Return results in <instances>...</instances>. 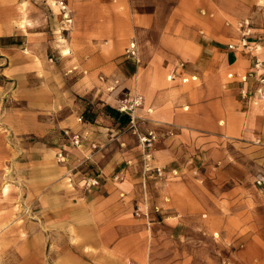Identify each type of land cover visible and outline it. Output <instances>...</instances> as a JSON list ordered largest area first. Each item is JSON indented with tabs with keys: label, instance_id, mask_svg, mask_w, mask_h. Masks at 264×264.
Instances as JSON below:
<instances>
[{
	"label": "rangeland",
	"instance_id": "rangeland-1",
	"mask_svg": "<svg viewBox=\"0 0 264 264\" xmlns=\"http://www.w3.org/2000/svg\"><path fill=\"white\" fill-rule=\"evenodd\" d=\"M81 4L78 0H0V35L4 34L0 36V264H264L256 259L264 257V187L256 183L264 163L243 157V195L236 198L235 210L226 207V217L241 213L251 226H258L257 232L247 230L242 222L236 226L238 232L254 233L258 242L251 244L254 254L244 253L243 245L223 241L224 230L209 227L210 212L222 216L212 188L211 194L196 196L203 208L198 204L199 211L195 208L181 214L180 223L172 227L169 196L163 204L157 191L159 180L165 182L168 177L167 169L154 161L166 134L161 135L158 126L143 116L145 97L144 106L136 112V127L131 121L121 123L110 113L109 108L117 110V103L108 101L115 91L107 86L106 69L112 39L85 34L77 19L83 12ZM92 7L101 15V23L115 14L110 3ZM116 8L128 20L124 52L135 41L141 58L135 64L141 67L196 53L203 43H238L236 35L243 20L250 21L251 32L259 37L255 50H264V0H126ZM145 17L150 23L141 20ZM17 66L24 73L27 67L26 73L37 68V77L29 76L22 95L11 74ZM245 74L241 72L239 78ZM45 91L61 104L59 113L50 118L65 120V124L44 137L19 135L12 127L15 114L35 111L26 107L27 92L49 96ZM128 93L121 92L118 99ZM260 93L254 95L253 104L264 108V90ZM95 121L109 129L99 145L108 170H97L91 159L80 165L83 154L64 134L75 129V124ZM151 131L157 140L146 147L142 138ZM83 143L84 147L90 145L88 140ZM60 149L65 161H60ZM133 168L135 194L129 202L123 194L111 202L120 206V215H127L129 222L97 228L96 207L103 204H95L96 196L113 195L111 179ZM97 175H102L100 190H85L84 179ZM228 187L232 186L226 183ZM104 239L108 240L106 246L99 245ZM137 253L138 261L120 256Z\"/></svg>",
	"mask_w": 264,
	"mask_h": 264
},
{
	"label": "crops",
	"instance_id": "crops-1",
	"mask_svg": "<svg viewBox=\"0 0 264 264\" xmlns=\"http://www.w3.org/2000/svg\"><path fill=\"white\" fill-rule=\"evenodd\" d=\"M78 1L82 3L80 8L83 12L79 13L77 19L85 28V34L112 39V48L106 52L109 59L106 69L109 73L107 86L114 87L115 91L108 95V101L117 103L121 92L143 95V116L158 126L161 135L166 134L161 137V143L154 153V161L156 166L167 169L168 177L165 182L159 180L157 191L163 204L164 197L169 196L173 213L169 217L171 226L177 227L178 224L174 223H180L178 217L181 214L187 215L195 208L199 211L198 204H202L198 203L196 196L211 194L212 188L213 195L219 199L218 208L222 216H215L210 212L209 227L215 226L218 230H224L223 241L237 246L243 245L244 253L254 254L251 244L258 243L253 238L254 233L238 232L236 226L241 222L247 230L259 229L258 226H251L241 213L226 217V207L235 210L238 207L236 198L243 195L240 188L242 172L245 169L243 157H250L256 163H264V108L253 104L254 95L259 96L264 90V50H255L259 37L251 33L250 46L245 51L230 50L228 46L233 43L218 40L217 45L203 43L200 50L194 51L196 53L170 56L168 62L163 65L155 61L152 65L141 67L131 59L129 60L132 63L126 61L128 58L124 57L129 36L128 20L122 13L119 15L116 12V5H124L126 0H89V4H86L85 0ZM99 3H110L115 13L113 16H106L104 23H101V15L92 9L93 5ZM141 20L150 23L149 17ZM239 31L240 34L236 35L238 42L242 37V31ZM0 36L3 37L4 34ZM258 61L263 63L260 69H256ZM186 63L189 64L188 67ZM36 69L35 67L34 72L24 73L18 66L12 67L11 74L16 76L19 88L22 89L21 95L30 80L29 76L37 77ZM241 72L246 73V81L239 78ZM172 74H176V78L169 80ZM184 76H195L197 79L183 83ZM47 94L49 96L42 97V92L38 96L35 92H27L26 107L35 111L15 114L17 116L12 127L16 133L44 137L45 134L56 132L65 124V120L53 121L50 118L51 114L59 113L61 104L52 95ZM74 126L75 129L71 132L82 136L81 145L78 146L83 154L80 165L91 159L95 161L93 163L97 165V170L103 171L100 167L108 170V163H103L100 158L102 146L99 145L109 135L106 133L109 129H105L98 121ZM83 140H88L90 145L84 147ZM97 147L101 149L96 150ZM85 152L88 155H85ZM135 171L133 168L130 172H120L118 175L123 176L124 180L115 181V176L111 179L115 186L113 195H102L103 198L96 196L95 204H103L96 207L94 221L97 228L129 222L127 215H120V206H114L111 202L117 194L125 195L124 200L127 202L133 197L137 180ZM169 180L171 183L167 184ZM226 183L232 187L225 188ZM104 240L98 241V244L106 246L108 240ZM244 253L235 255L242 256ZM120 256L138 261L139 253ZM256 259L264 261V257Z\"/></svg>",
	"mask_w": 264,
	"mask_h": 264
},
{
	"label": "built area",
	"instance_id": "built-area-1",
	"mask_svg": "<svg viewBox=\"0 0 264 264\" xmlns=\"http://www.w3.org/2000/svg\"><path fill=\"white\" fill-rule=\"evenodd\" d=\"M239 28L242 31V37L240 38L238 44H229V49L234 50V51H239L243 50L246 48H249L250 43H249V36L251 35V23L249 20H243L239 24ZM126 57L128 59L133 60L136 63L141 62L140 54H139V48L138 45L135 41L131 42L126 49ZM263 66V63L261 61H258L256 63V69H260ZM232 77V75H229ZM176 78V74H172L169 77V80H174ZM197 77L192 76V77H182V82L183 83H189L190 81H195ZM242 80L246 81L247 76H242ZM112 91L115 89L114 87L111 88ZM144 106V96L138 93L132 94L129 92L125 98L123 99H118L117 101V110L122 113V114H127L131 117V123L133 127H136V112ZM80 122H83V119H79ZM66 138L68 141L73 145V146H80L82 142V136L79 134H75L71 132V130H65L64 132ZM157 140V136L154 131L148 132L146 136H143L142 142L144 146L146 147H152L155 141ZM59 157L61 158L60 161H64L65 157L63 155V152L59 154ZM157 172L159 175H162L163 171L161 168H157ZM101 176L102 175H97V176H89L86 177L83 181V188L87 191H91L94 189H97L101 186ZM115 181H120L124 180L123 176L116 175L114 177ZM256 183L264 187V172L259 174L258 177L256 178Z\"/></svg>",
	"mask_w": 264,
	"mask_h": 264
},
{
	"label": "trees",
	"instance_id": "trees-1",
	"mask_svg": "<svg viewBox=\"0 0 264 264\" xmlns=\"http://www.w3.org/2000/svg\"><path fill=\"white\" fill-rule=\"evenodd\" d=\"M110 113L115 117L119 118L121 123L128 124L131 121V117L127 114H120L117 110L109 108Z\"/></svg>",
	"mask_w": 264,
	"mask_h": 264
},
{
	"label": "bare ground",
	"instance_id": "bare-ground-1",
	"mask_svg": "<svg viewBox=\"0 0 264 264\" xmlns=\"http://www.w3.org/2000/svg\"><path fill=\"white\" fill-rule=\"evenodd\" d=\"M5 190H7V189L5 188Z\"/></svg>",
	"mask_w": 264,
	"mask_h": 264
}]
</instances>
